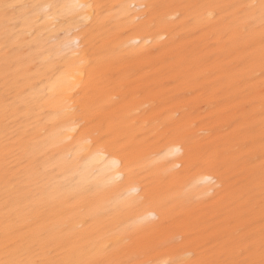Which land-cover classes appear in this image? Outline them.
<instances>
[{"label":"bare ground","instance_id":"bare-ground-1","mask_svg":"<svg viewBox=\"0 0 264 264\" xmlns=\"http://www.w3.org/2000/svg\"><path fill=\"white\" fill-rule=\"evenodd\" d=\"M262 2L0 0V262L262 264Z\"/></svg>","mask_w":264,"mask_h":264},{"label":"snow or ice","instance_id":"snow-or-ice-1","mask_svg":"<svg viewBox=\"0 0 264 264\" xmlns=\"http://www.w3.org/2000/svg\"><path fill=\"white\" fill-rule=\"evenodd\" d=\"M262 7H264V2H262ZM83 63H84V61H81V64H83ZM0 264H15V262L2 261V262H0ZM262 264H264V262H262Z\"/></svg>","mask_w":264,"mask_h":264}]
</instances>
